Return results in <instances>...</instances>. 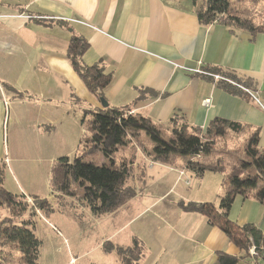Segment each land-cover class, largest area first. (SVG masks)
<instances>
[{
	"label": "crops",
	"instance_id": "crops-1",
	"mask_svg": "<svg viewBox=\"0 0 264 264\" xmlns=\"http://www.w3.org/2000/svg\"><path fill=\"white\" fill-rule=\"evenodd\" d=\"M196 6L192 0H0V167L5 188L27 198H46L59 223L63 213L70 216L48 190L51 168L58 158L76 152L85 132L84 112L104 108L68 58L73 36L87 43L82 63L99 64L112 74L101 96L108 106L129 108L162 126L172 116L203 131L215 119L231 121L243 127L245 142L256 133L264 153V31L202 24ZM206 71L236 79L256 91L261 104ZM205 98L209 106L203 105ZM222 149L237 150L220 144L205 159L223 158ZM244 158L227 160L233 164ZM99 161H105L102 155ZM181 163L179 157L172 163L154 161L137 150L131 166L136 193L100 216L102 238L124 247L139 241L143 252L138 264H222L220 252L237 257L234 264H259L204 215L178 206L193 201L218 208L225 192L224 172L196 175L185 168L182 174ZM64 204L71 212L78 210L70 200ZM227 217L263 230L264 204L253 192L237 194ZM84 218L91 221L86 213ZM108 253L119 264L115 251Z\"/></svg>",
	"mask_w": 264,
	"mask_h": 264
},
{
	"label": "trees",
	"instance_id": "trees-1",
	"mask_svg": "<svg viewBox=\"0 0 264 264\" xmlns=\"http://www.w3.org/2000/svg\"><path fill=\"white\" fill-rule=\"evenodd\" d=\"M192 1L196 2L195 12L202 24L220 22L250 32L264 31V25H256L248 18L235 14L230 0ZM86 46L83 39L73 36L67 54L87 89L99 98L111 83L112 74L105 72L99 64L86 65L80 61ZM225 86L231 89L230 85ZM129 111V108L107 106L84 112L81 123L85 132L72 157L63 156L53 163L51 188L77 198L97 217L113 212L135 195L131 166L137 150L143 151L151 160L162 163H172L179 157L182 174L185 168L196 175L205 171L224 172L225 192L218 208L209 202L193 201H180L178 206L184 211L204 215L209 224L222 229L228 240L243 250L245 255L251 242L257 247L264 246V229L260 230L252 224L238 225L227 217V211L237 194L245 196L253 192L254 198L264 204V153L257 146V134L249 136L244 159L233 164L225 158L208 160L205 157L215 152L216 139L224 136L227 130L240 132L243 127L231 121L215 119L203 131L175 116L167 126H162L149 117ZM140 134L147 135L153 147L148 148ZM97 153L103 156L104 162L92 161ZM116 155L119 156L117 159ZM2 179L0 167V207H6L9 212L0 221V237L17 247L24 264H37L42 241L34 229L30 209L36 207L42 213V210L49 212L53 209L52 204L46 198L31 196L34 203L29 205L25 194L5 188ZM104 244V251H115L119 264H138L143 252L137 240L126 247L109 241ZM219 257L222 264H234L237 260V257L224 252H220Z\"/></svg>",
	"mask_w": 264,
	"mask_h": 264
},
{
	"label": "rangeland",
	"instance_id": "rangeland-1",
	"mask_svg": "<svg viewBox=\"0 0 264 264\" xmlns=\"http://www.w3.org/2000/svg\"><path fill=\"white\" fill-rule=\"evenodd\" d=\"M230 1L235 14L237 13L243 18H248L256 25H264V0ZM83 128L85 130L84 124ZM244 133L243 129L240 132L229 130L220 139H216L214 148L220 144H230L234 148H237V150L226 151L222 149V157L225 159L242 157L245 155L243 144L245 143L244 146H246ZM140 138L148 148L153 147V142L147 135L140 134ZM243 141L244 143H242ZM66 146H70V144L66 143ZM99 160V153L92 157V161L95 163H99ZM48 190H50V194L52 195L51 190L54 189L49 186ZM53 196H55L53 200L57 198L60 203V208L68 210L67 213L70 216L63 213L60 217L62 223H59V221L53 219V216L57 214L54 205H52V208L55 210L49 212L42 210V213L36 207L30 209L34 229L36 230L38 238H41L42 241L37 264H114V256L108 253L109 251L106 252L103 249V245L107 241L102 238L103 233L98 227L100 216L96 217L90 212L88 213L87 208L82 206L75 197L64 195L57 190H54ZM67 200H70L72 203L71 206L78 210L71 212L69 210L70 207L66 209L67 207H65L64 203ZM26 202L30 205L34 203V200L30 196V198L28 197L26 199ZM85 213L88 218L89 216L91 217V221L84 218ZM5 215H9L8 209L6 207H0V221ZM72 219H75L77 222ZM0 264H24L17 247L1 237Z\"/></svg>",
	"mask_w": 264,
	"mask_h": 264
},
{
	"label": "built area",
	"instance_id": "built-area-1",
	"mask_svg": "<svg viewBox=\"0 0 264 264\" xmlns=\"http://www.w3.org/2000/svg\"><path fill=\"white\" fill-rule=\"evenodd\" d=\"M33 17H35V16H33ZM38 17H40V16H38ZM195 71L200 72L199 69H195L194 72ZM206 73L211 75L215 81L223 80V81L232 83L236 86H239L248 96H250V98L252 100L257 102L258 104H261V99H260V97L256 91L249 89L247 86H242L241 84L233 81L232 79H230L229 77H227L221 73H215V72L209 73L207 71H206ZM5 103L7 104L8 102H5ZM209 104H210L209 98L203 99V105L204 106H209ZM129 112L131 113L132 111H129ZM247 253H248L250 258L256 260V262H258L259 264H264V246L257 247L254 243L251 242V244H249V246L247 248Z\"/></svg>",
	"mask_w": 264,
	"mask_h": 264
},
{
	"label": "water",
	"instance_id": "water-1",
	"mask_svg": "<svg viewBox=\"0 0 264 264\" xmlns=\"http://www.w3.org/2000/svg\"><path fill=\"white\" fill-rule=\"evenodd\" d=\"M100 101L104 107L108 106V102L103 97H100Z\"/></svg>",
	"mask_w": 264,
	"mask_h": 264
}]
</instances>
